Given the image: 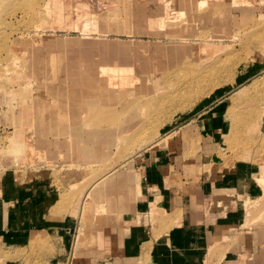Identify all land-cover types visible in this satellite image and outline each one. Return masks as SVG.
Returning a JSON list of instances; mask_svg holds the SVG:
<instances>
[{
    "label": "rangeland",
    "instance_id": "1",
    "mask_svg": "<svg viewBox=\"0 0 264 264\" xmlns=\"http://www.w3.org/2000/svg\"><path fill=\"white\" fill-rule=\"evenodd\" d=\"M197 1L163 12L164 0H0V180L69 193L60 202L72 208V242L94 213L84 194L96 181L222 110L219 156L254 165L262 189L233 240L246 246L240 259L264 249V3ZM170 11L177 20L161 28ZM120 66L130 73L99 71ZM44 240L19 249L0 239V264L53 263Z\"/></svg>",
    "mask_w": 264,
    "mask_h": 264
},
{
    "label": "crops",
    "instance_id": "2",
    "mask_svg": "<svg viewBox=\"0 0 264 264\" xmlns=\"http://www.w3.org/2000/svg\"><path fill=\"white\" fill-rule=\"evenodd\" d=\"M210 18L199 20L209 25L223 20ZM221 111L187 123L173 139L158 140L163 145L144 152L138 163L96 181L84 194L91 196L94 213L74 242L72 208L58 205L69 193L51 180L22 183L4 176L0 239L19 249L40 247L48 239L59 255L54 264H264L258 246L251 249V261L240 259L245 245L231 233L242 226L247 202L262 189L254 165L230 164L219 156L220 140L226 139ZM72 250L76 262L66 256Z\"/></svg>",
    "mask_w": 264,
    "mask_h": 264
},
{
    "label": "bare ground",
    "instance_id": "3",
    "mask_svg": "<svg viewBox=\"0 0 264 264\" xmlns=\"http://www.w3.org/2000/svg\"><path fill=\"white\" fill-rule=\"evenodd\" d=\"M162 0H159V2H161ZM235 1H238V0H235ZM198 2V4H199V6L202 8L203 7V4H205V3H207V0H198L197 1ZM170 4H171V0H164V8H163V12L164 11H166V10H170ZM181 5H183V4H181ZM185 5V4H184ZM205 6V5H204ZM158 9V8H157ZM158 12V11H157ZM161 12V11H160ZM178 11H170L169 13H168V19L167 20H163V18H161V20H160V27L161 28H165V26H167V27H169V25H171V24H174V22L177 20V18H178ZM90 22V23H89ZM84 24H86V26H83L84 28H89V27H94V26H96V24L95 23H92V21H90V20H88V22H85ZM92 50V49H91ZM41 51V50H40ZM37 52V51H36ZM123 56H125V55H123V52H122V57ZM125 58H127L126 56H125ZM56 68V67H55ZM99 71H100V73H104L105 72V74H107V73H112V75H118V76H122V75H127V73L129 74L130 73V71H131V69L130 68H128V67H126V66H120V67H116V68H112V69H107V68H101V69H99ZM127 72V73H126ZM53 75V74H52ZM89 76H91V75H89ZM53 77V76H52ZM88 80H89V78H88ZM55 82H57V81H55ZM54 82V83H55ZM83 83V82H82ZM86 83V82H85ZM114 84H115V82H114ZM62 86H63V84H62ZM58 87V86H57ZM59 87H60V85H59ZM91 87V86H90ZM91 89V88H90ZM20 108V107H19ZM27 108V107H26ZM30 108V107H29ZM27 110V109H26ZM22 113V112H21ZM26 116V115H25ZM24 117V116H23ZM45 129V128H44ZM45 131V130H44ZM38 132V131H37ZM23 138V137H22ZM21 138V139H22ZM104 177V176H103ZM62 202H59L58 203V205H60V207L62 206Z\"/></svg>",
    "mask_w": 264,
    "mask_h": 264
}]
</instances>
